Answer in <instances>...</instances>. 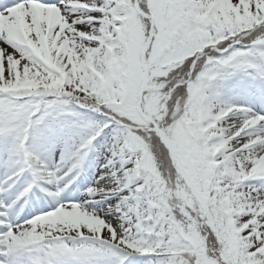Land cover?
Returning a JSON list of instances; mask_svg holds the SVG:
<instances>
[{"label":"snow or ice","instance_id":"6c2138e0","mask_svg":"<svg viewBox=\"0 0 264 264\" xmlns=\"http://www.w3.org/2000/svg\"><path fill=\"white\" fill-rule=\"evenodd\" d=\"M0 264H264V0H0Z\"/></svg>","mask_w":264,"mask_h":264}]
</instances>
